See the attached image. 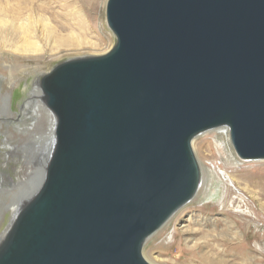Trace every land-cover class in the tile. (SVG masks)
I'll return each instance as SVG.
<instances>
[{
    "label": "water",
    "instance_id": "95a60500",
    "mask_svg": "<svg viewBox=\"0 0 264 264\" xmlns=\"http://www.w3.org/2000/svg\"><path fill=\"white\" fill-rule=\"evenodd\" d=\"M106 18L113 49L41 83L55 149L0 264H149L200 186L196 137L227 126L264 160V0H108Z\"/></svg>",
    "mask_w": 264,
    "mask_h": 264
},
{
    "label": "rangeland",
    "instance_id": "374dc122",
    "mask_svg": "<svg viewBox=\"0 0 264 264\" xmlns=\"http://www.w3.org/2000/svg\"><path fill=\"white\" fill-rule=\"evenodd\" d=\"M107 3L0 0V242L13 213L27 205L25 195L32 190L52 149V139L40 145L51 121L43 108L44 94L39 97L36 89L41 87L43 74L59 64L103 56L113 49L116 37L107 25ZM92 4L97 9H92ZM38 110L41 117L34 114ZM193 151L204 170L201 194L171 217L176 219L173 227L148 239L144 258L149 264H243L251 256L264 264V160L240 159L227 127L196 137ZM223 172L239 182L254 214L246 212L238 200L233 208L223 211L226 187H232ZM13 202L16 205L10 211ZM248 226L251 229L246 233ZM228 228L251 238L245 245L230 238L216 243L217 236Z\"/></svg>",
    "mask_w": 264,
    "mask_h": 264
},
{
    "label": "bare ground",
    "instance_id": "6f19581e",
    "mask_svg": "<svg viewBox=\"0 0 264 264\" xmlns=\"http://www.w3.org/2000/svg\"><path fill=\"white\" fill-rule=\"evenodd\" d=\"M94 5L95 4H92V9H97V6H95V8H94ZM107 25H108V23H107ZM114 34V33H113ZM77 39V38H76ZM78 40V42H80V40L79 39H77ZM115 46V45H114ZM24 49H27V47H25ZM71 60H74V59H71ZM68 61H70V60H68ZM53 70V69H52ZM52 70L49 72V73H45V74H43V76H42V78L44 77H47L49 74H51V72H52ZM41 78V79H42ZM43 78V79H44ZM36 93H38L39 94V97L41 96L42 97V95L44 94L43 93V91L41 90V87L40 88H38V89H36ZM43 98H44V96H43ZM43 108L45 109V110H47V114H48V116L50 117V124H49V127H48V129H47V133H46V136L43 138V137H41L42 138V140L40 141V145L41 146H43V145H45L44 144V140H46V142H47V139L49 138V139H52V149L51 150H49V153H48V156H47V160H46V163L44 164V169H42V171H41V173L46 169V167L48 166V163H49V161L51 160V157H52V153L54 152V149H55V146H54V141H55V125H56V118H55V116L52 114V111L49 109V108H47L46 107V105H44L43 106ZM44 110V111H45ZM34 114H35V116H37L38 115V117H41L42 115H41V112L38 110L37 112L35 111L34 112ZM48 117V118H49ZM45 118H46V116H45ZM38 120V119H37ZM47 120V119H46ZM227 127V126H226ZM227 128H229V127H227ZM229 130H230V128H229ZM231 137V136H230ZM194 141V140H193ZM45 142V143H46ZM192 147H193V143H192ZM43 149V148H42ZM244 161H246V160H244ZM243 161V162H244ZM254 161V160H253ZM199 163V162H198ZM199 167H200V170H201V181H200V186H199V188H198V190H197V193H196V195L193 197V199L189 202V203H187L186 205H188V204H190L192 201H194L196 198H197V196L199 195V194H201V191H202V188H203V169H202V167H201V165L199 164ZM40 173V174H41ZM223 176H224V178L225 179H230V182H231V188L230 187H226V193H225V197H224V199H223V201L221 202V206H222V209H223V211H225V210H228V209H230L231 207L233 208L234 207V205L237 203V200L239 201V203L241 204V203H243L245 206H246V212H247V210H248V213H251V214H254L252 211H251V208L249 207V201H246V199L244 198V196L241 194V191L239 190L240 188L238 187L239 186V182L238 181H235L231 176H229L228 174H227V172H223ZM258 182V181H257ZM263 182V181H262ZM259 183H261V182H259ZM264 184V183H263ZM252 185V184H251ZM255 186V185H254ZM264 189V188H263ZM233 191H235L236 192V197L235 198H232V196H233ZM31 192V191H30ZM30 192L28 193V194H26L25 195V197H26V200H29L30 198H29V195H30ZM263 194H264V191H263ZM23 202V201H22ZM16 202H13L11 205H9V207H8V210H10V211H14V210H12L14 207H15V204ZM21 204V203H20ZM185 205V206H186ZM24 206H26V205H22L18 210H16V212H14L13 213V218H12V220H11V222H10V226L12 225V223L16 220V215H18V214H20V212H22L23 211V209H24ZM185 206H183V207H185ZM182 209V208H181ZM181 209H179L172 217H174L175 218V215L177 214V213H179L180 212V210ZM170 220V219H169ZM175 221H176V219H171V221H168L161 229H160V231L158 232L157 231V233H156V237L158 236H161L162 234H164V232L165 231H167L168 229H170L171 227H173L174 226V224H175ZM247 222V221H246ZM247 224H248V222H247ZM261 228V227H260ZM251 229V227H249L248 226V228H247V231H246V233H248V232H250L249 230ZM175 230V232H178V233H180V231L178 230V229H174ZM193 231H192V229H191V233H192ZM245 233V234H246ZM243 234L242 236H240L238 233H236V232H234V230H233V228H228V229H226V230H224L221 234H219L217 237H219L218 239H217V241H216V243H222V242H225V241H228L227 240V238H230V240H232V241H237V242H239V243H241V244H246V242H247V240L248 239H250L251 238V236L249 235V234ZM254 236V238H255V234L253 235ZM187 239L189 240V241H191L192 239H191V237L190 236H188L187 237ZM206 240V239H205ZM253 240V239H252ZM251 241V240H250ZM198 245H199V243H196L195 244V246L196 247H198ZM243 264H261V262H258L257 260H256V257H251V256H248L247 258H245L244 260H243V262H242Z\"/></svg>",
    "mask_w": 264,
    "mask_h": 264
}]
</instances>
